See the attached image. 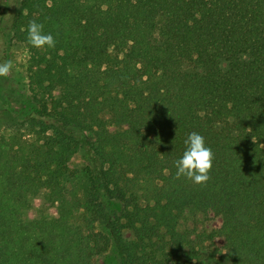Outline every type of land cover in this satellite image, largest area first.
Here are the masks:
<instances>
[{"label": "trees", "instance_id": "1", "mask_svg": "<svg viewBox=\"0 0 264 264\" xmlns=\"http://www.w3.org/2000/svg\"><path fill=\"white\" fill-rule=\"evenodd\" d=\"M13 6L0 35L28 51L35 108L0 137V264H93L110 246L119 264H191L186 212L204 216L206 264H264V0ZM33 18L54 48L27 43ZM193 131L215 154L206 184L175 177ZM79 152L82 200L66 188Z\"/></svg>", "mask_w": 264, "mask_h": 264}, {"label": "rangeland", "instance_id": "2", "mask_svg": "<svg viewBox=\"0 0 264 264\" xmlns=\"http://www.w3.org/2000/svg\"><path fill=\"white\" fill-rule=\"evenodd\" d=\"M13 1L0 0V28L1 20H5L4 22L6 23L12 16ZM0 38V62L5 60H13L15 62L13 72L7 77H0V137H2L9 135L13 129L9 123H6L7 120L9 121L13 118L15 113L30 112L35 108V104L30 92L27 49L24 45L13 40L10 34L5 38L0 35ZM6 40L8 45L6 52L3 53L2 46ZM88 164L83 152H79L70 162L71 175L66 185L68 198L82 200L87 195L89 182L86 168ZM36 207V210L50 207L54 209L43 198H39L36 201ZM116 209L120 210L119 207ZM32 215H35V212ZM98 229L101 228L99 227ZM179 229L189 233L191 246L197 253V258L193 259L191 264H206L208 258L214 252V248L210 246L209 242H205L202 237L204 216L201 213L186 212L180 222ZM185 260L186 257H183L177 264H184ZM93 264H119V258L115 249L110 246L105 253L94 256Z\"/></svg>", "mask_w": 264, "mask_h": 264}, {"label": "clouds", "instance_id": "3", "mask_svg": "<svg viewBox=\"0 0 264 264\" xmlns=\"http://www.w3.org/2000/svg\"><path fill=\"white\" fill-rule=\"evenodd\" d=\"M27 43L34 48H54L56 39L53 34L44 31V24L33 18L27 28ZM15 69L13 60L0 62V77L9 76ZM255 142V138L253 137ZM186 150L182 157L174 162L176 179H187L195 184H206L210 179L215 154L206 143V138L198 133L191 132L184 141Z\"/></svg>", "mask_w": 264, "mask_h": 264}]
</instances>
